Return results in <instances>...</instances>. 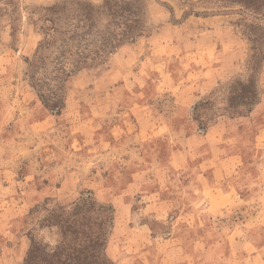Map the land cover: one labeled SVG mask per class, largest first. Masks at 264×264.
Instances as JSON below:
<instances>
[{
    "label": "rangeland",
    "instance_id": "rangeland-1",
    "mask_svg": "<svg viewBox=\"0 0 264 264\" xmlns=\"http://www.w3.org/2000/svg\"><path fill=\"white\" fill-rule=\"evenodd\" d=\"M14 1L18 10L12 14L9 8L8 15L6 12L0 18V264H22L30 246V236L43 242L49 233L56 234L52 228L39 226L47 214L45 208L70 204L86 190L92 191L99 202L111 203L110 196L122 190L137 164L169 160L175 150L169 138H131L135 134L130 131L134 132L136 128L135 117L131 114L137 101L151 106L155 121L166 122L175 141L184 135L203 134L199 123L194 121V114L203 122L210 116H215V122L230 118L223 112L209 109H199L193 114L194 105L215 90L226 89L235 78L246 80L253 56H256L254 61L259 60L257 78L261 100L264 92V18L236 13L217 15L225 11L224 5L208 0H139L145 8L146 31L136 40L138 44L135 47V43L125 44L104 65L75 75L66 85L63 112L53 115L44 108L29 84L28 61L33 57L41 35L29 23L28 16L31 11L37 13L40 8L64 0ZM89 1L100 5L103 0ZM1 7L5 6L1 5L0 10ZM196 13L202 15L196 16ZM214 16L224 18L227 30L222 37L228 48L224 49L219 40L217 46L220 48L209 60L214 70L218 67L223 70L224 76L196 99L190 109L179 113L177 106H183L177 103L179 99L174 98L170 87L184 83L187 74L199 68L197 61L200 58L191 55V43L206 33V29L215 30L201 20ZM129 49L137 52L138 59L125 66L117 64L118 71L113 74L115 58L123 56V51L130 54ZM151 51L160 56H157L158 61L148 58L147 52ZM202 51H207L206 47ZM199 79L190 77L189 81ZM158 84L163 86L155 94L152 90ZM220 95L216 102L218 107L223 106L227 93L222 90ZM153 101H156L155 106ZM236 119L240 123L227 127L222 145L227 147L235 135L240 139L238 147L245 168L244 181L238 189L249 200V194L259 196L264 188V143L257 145L255 142V133L264 129V111L254 114L253 119L250 114ZM79 167L82 170L78 173L83 178L75 185V179H65V176ZM47 199L52 202L45 206ZM239 208V215H244L248 204ZM116 218L115 211V221ZM121 220L120 214L118 221ZM208 220L207 226L217 230L221 222L231 218ZM151 226L153 230H162L154 221ZM215 236L212 237H219ZM23 242L27 248L23 259L17 263L16 256L21 252ZM119 243L120 239L114 237L112 231L107 245L109 258Z\"/></svg>",
    "mask_w": 264,
    "mask_h": 264
},
{
    "label": "crops",
    "instance_id": "crops-1",
    "mask_svg": "<svg viewBox=\"0 0 264 264\" xmlns=\"http://www.w3.org/2000/svg\"><path fill=\"white\" fill-rule=\"evenodd\" d=\"M201 20L215 30L206 29V33L191 43V55L200 58L197 61L199 68L191 70L184 83L170 87L174 98L179 99L177 103L183 106H177L179 113L190 109L196 99L224 76L223 70L220 67L214 70L209 60L220 45L228 48L222 37L227 30L224 18L214 16ZM203 43L207 45L203 46ZM204 47L207 51H202ZM129 51L130 54L123 51V56L115 58L113 74L118 71L117 64L125 66L136 62L139 55L133 49ZM147 54L150 60L160 59L156 52ZM208 66L211 68L207 69ZM190 77L200 79L189 81ZM160 84L153 87V93L161 91L163 85ZM145 103H135L131 115L135 117L136 128L134 132L130 131L135 137L131 138H169L175 150L167 162L137 164L122 190L110 196L117 217L113 236L120 239V246L113 252L111 260L115 264H264V188L259 196L249 194V200L247 195L239 192L245 168L238 147L240 139L235 135L227 147L222 145L227 127L240 123V120H217L206 133L184 135L175 141L169 125L155 121L151 106ZM263 111L264 92L250 118ZM255 142L263 145L264 129L255 133ZM79 170L82 168H75L65 179H75L74 184L79 185L83 178ZM262 185L264 187L263 182ZM243 204H248V208L244 215H239V206L244 207ZM120 214L122 220L118 221ZM217 217L231 220L218 224L217 230L208 227V219ZM153 221L161 225V231L153 230ZM215 234L219 235L217 239L212 237ZM26 248L23 242L22 250L16 256L17 263L23 259Z\"/></svg>",
    "mask_w": 264,
    "mask_h": 264
},
{
    "label": "trees",
    "instance_id": "trees-1",
    "mask_svg": "<svg viewBox=\"0 0 264 264\" xmlns=\"http://www.w3.org/2000/svg\"><path fill=\"white\" fill-rule=\"evenodd\" d=\"M208 1L224 5L225 11L217 15L236 13L264 18V0ZM1 5L5 7H1L0 18L6 12L8 15L9 8L12 14L18 10L14 0H0ZM28 20L41 35L28 61L29 84L44 108L57 116L65 108L66 85L75 75L104 65L118 49L135 43L146 31L145 8L139 0H103L100 5L89 0H64L40 8L37 13L31 11ZM254 58L246 80L235 78L222 89L227 93L223 106L216 104L222 90H215L194 105L193 114L199 109H209L223 112L230 119L249 115L259 104L261 95L257 78L259 60ZM194 117L203 134L215 123V116L206 118V122L195 114ZM50 201L47 199L45 206ZM44 210L47 214L39 226H58L59 242L52 250L48 244L30 236L22 264H115L107 256L115 223V208L111 203L99 202L92 191L86 190L70 204H55Z\"/></svg>",
    "mask_w": 264,
    "mask_h": 264
},
{
    "label": "clouds",
    "instance_id": "clouds-1",
    "mask_svg": "<svg viewBox=\"0 0 264 264\" xmlns=\"http://www.w3.org/2000/svg\"><path fill=\"white\" fill-rule=\"evenodd\" d=\"M52 229L56 234L49 233L47 237L43 238V242L48 244L50 249L54 250L59 242V235H58L59 229L58 226L55 225L52 226ZM42 231L47 232L48 229H43Z\"/></svg>",
    "mask_w": 264,
    "mask_h": 264
}]
</instances>
